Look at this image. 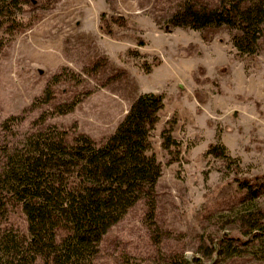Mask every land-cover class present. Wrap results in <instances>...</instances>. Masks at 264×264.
Wrapping results in <instances>:
<instances>
[{
  "label": "rangeland",
  "instance_id": "1",
  "mask_svg": "<svg viewBox=\"0 0 264 264\" xmlns=\"http://www.w3.org/2000/svg\"><path fill=\"white\" fill-rule=\"evenodd\" d=\"M186 1L218 3L37 0L45 9L29 7L23 17L32 25L0 54V122L24 111L20 133L43 110L78 98L73 111L46 123L101 143L137 95L163 98L151 136L161 164L154 215L138 202L103 236L95 264L178 255L185 264H264V36L247 55L225 26H170ZM45 90L51 101L29 109ZM213 143L236 161L206 154ZM9 223L25 228L20 210Z\"/></svg>",
  "mask_w": 264,
  "mask_h": 264
},
{
  "label": "trees",
  "instance_id": "2",
  "mask_svg": "<svg viewBox=\"0 0 264 264\" xmlns=\"http://www.w3.org/2000/svg\"><path fill=\"white\" fill-rule=\"evenodd\" d=\"M31 6L47 5L0 0V54L32 25L31 18L23 17ZM168 22L194 30L225 26L232 31L235 49L253 55L264 36V0H218L214 6L186 1ZM50 101L45 90L29 109ZM78 103V98L71 99L43 110L22 133L15 126L23 121L24 111L0 122V264H95L103 236L138 202L145 203L150 218L154 215L161 164L151 136L164 106L162 96L137 95L101 143L86 133L46 123ZM166 143L170 147L175 142L168 135ZM206 154L223 157L228 164L236 161L221 143L210 144ZM251 193L255 196L256 191ZM14 209L22 213L24 229L9 223ZM185 263L178 255L151 264Z\"/></svg>",
  "mask_w": 264,
  "mask_h": 264
}]
</instances>
